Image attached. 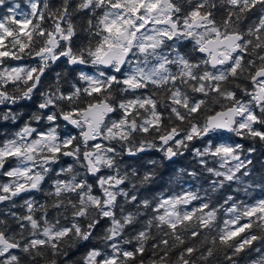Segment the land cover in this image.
Segmentation results:
<instances>
[{
  "label": "clouds",
  "instance_id": "clouds-1",
  "mask_svg": "<svg viewBox=\"0 0 264 264\" xmlns=\"http://www.w3.org/2000/svg\"><path fill=\"white\" fill-rule=\"evenodd\" d=\"M0 264H264V0H0Z\"/></svg>",
  "mask_w": 264,
  "mask_h": 264
}]
</instances>
